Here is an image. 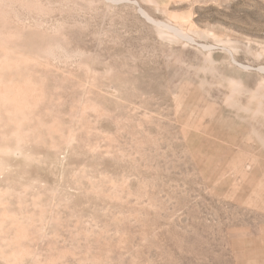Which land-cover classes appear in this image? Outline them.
Listing matches in <instances>:
<instances>
[{
    "label": "rangeland",
    "instance_id": "1",
    "mask_svg": "<svg viewBox=\"0 0 264 264\" xmlns=\"http://www.w3.org/2000/svg\"><path fill=\"white\" fill-rule=\"evenodd\" d=\"M0 264H264V0H0Z\"/></svg>",
    "mask_w": 264,
    "mask_h": 264
}]
</instances>
